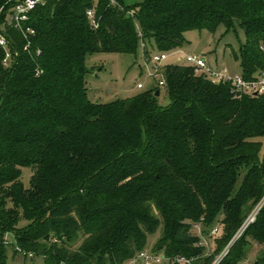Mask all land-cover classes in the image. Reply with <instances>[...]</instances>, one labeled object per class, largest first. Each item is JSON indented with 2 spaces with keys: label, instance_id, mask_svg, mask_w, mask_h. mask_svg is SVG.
Instances as JSON below:
<instances>
[{
  "label": "trees",
  "instance_id": "trees-1",
  "mask_svg": "<svg viewBox=\"0 0 264 264\" xmlns=\"http://www.w3.org/2000/svg\"><path fill=\"white\" fill-rule=\"evenodd\" d=\"M236 22L251 79L264 70V0H47L28 40L7 27L16 55L5 67L0 47V264L15 244L31 264H128L154 233L155 252L214 261L264 197V94L239 95L178 61L164 67L166 106L158 85L94 102L86 61L138 54L142 41L147 54L171 52L189 30ZM200 221L205 234L223 226L214 250L199 244ZM256 245L264 263V206L219 264L248 260Z\"/></svg>",
  "mask_w": 264,
  "mask_h": 264
},
{
  "label": "rangeland",
  "instance_id": "rangeland-1",
  "mask_svg": "<svg viewBox=\"0 0 264 264\" xmlns=\"http://www.w3.org/2000/svg\"><path fill=\"white\" fill-rule=\"evenodd\" d=\"M1 29H3V26H1ZM185 39L186 41L180 49L181 51L172 53L166 61L167 63L182 61L185 52H192L205 56L213 65L227 68L231 76L242 74L239 54L241 44L245 42L246 36L244 29L237 22L230 29L220 25L214 32L207 29H192L185 33ZM141 62V52L138 54L95 53L89 55L86 61L89 98L94 102H109L117 98L131 97L142 91V89L137 87L139 80L146 82L147 87L154 85L155 82L146 78L144 71L140 68ZM159 102L163 106L170 103L164 88L161 89ZM262 140L264 142V139ZM32 175L33 171L31 168H22L21 179L26 187L30 186ZM27 224L28 221L23 220L18 223L17 227L23 228ZM222 234L223 226L218 237H221ZM158 236L159 233L149 235L147 249L153 250L155 248ZM3 238L9 243L15 244L16 242L12 231L5 232ZM215 247L216 242L212 243L211 249L214 250ZM259 247L260 245L255 246L249 255V260L255 259L257 251L260 249ZM34 258L32 262H40L41 260L39 257ZM26 260L31 264V259H26L19 251L15 253L12 247L9 248L7 264H24ZM128 264H144V262L137 260ZM155 264L168 263L162 261Z\"/></svg>",
  "mask_w": 264,
  "mask_h": 264
},
{
  "label": "built area",
  "instance_id": "built-area-1",
  "mask_svg": "<svg viewBox=\"0 0 264 264\" xmlns=\"http://www.w3.org/2000/svg\"><path fill=\"white\" fill-rule=\"evenodd\" d=\"M47 0H14V2L8 7L0 9L2 14L0 21V47L4 50V57L2 63L5 67H9L12 64V60L15 58L11 41L6 37L5 31L7 27H12L15 31H18L22 36L28 40V38L35 34V29L29 25L30 14L38 6L46 5ZM87 16L93 21L94 26L97 23L94 19V9L91 8L87 11ZM3 26V29H1ZM139 35L142 36V32L139 31ZM29 41L27 45H29ZM147 46L144 41L141 42V59L140 68L144 71L146 78L152 79L155 83L163 88L166 85V79L164 76V67L166 61L172 53L181 51L180 49L174 51H153L150 54L146 52ZM182 61L186 65L195 67V71L198 74L205 75L207 79L216 83H230L233 86L234 91L239 94L250 95H263L264 94V70L254 78L246 79L243 75L231 76L227 68L223 66H217L211 64V62L203 55H198L192 52H185ZM137 87L139 89H145L147 87L146 82L138 81ZM264 205V197L260 202L251 210L249 215L243 221L237 232L234 234L229 243L224 249L216 255L214 261L211 264H219L221 260L226 256L230 246L244 233L247 227L256 220V217L260 209ZM193 230L200 236V245L206 246L207 249L211 248L212 243L215 242L219 233L221 232V225L214 226L208 234L204 233L203 222H196L193 224ZM6 244H10L5 240ZM16 243V242H15ZM18 251L22 249L17 245ZM33 255V252L29 253V256ZM143 261L144 264H155L162 261H166L168 264H195V257H189L186 255H174L165 256L160 252L144 249L138 252L136 257L132 261ZM264 264L260 263L257 259L244 260L238 264Z\"/></svg>",
  "mask_w": 264,
  "mask_h": 264
},
{
  "label": "water",
  "instance_id": "water-1",
  "mask_svg": "<svg viewBox=\"0 0 264 264\" xmlns=\"http://www.w3.org/2000/svg\"><path fill=\"white\" fill-rule=\"evenodd\" d=\"M156 96H159L160 95V90H157L156 93H155ZM256 264H258V262H256Z\"/></svg>",
  "mask_w": 264,
  "mask_h": 264
}]
</instances>
